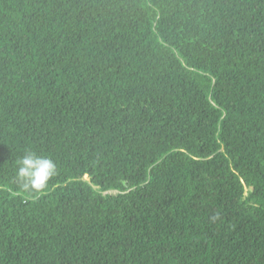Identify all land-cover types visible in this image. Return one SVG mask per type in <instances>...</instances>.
Returning a JSON list of instances; mask_svg holds the SVG:
<instances>
[{"label":"trees","instance_id":"1","mask_svg":"<svg viewBox=\"0 0 264 264\" xmlns=\"http://www.w3.org/2000/svg\"><path fill=\"white\" fill-rule=\"evenodd\" d=\"M0 264H264V0H0Z\"/></svg>","mask_w":264,"mask_h":264},{"label":"clouds","instance_id":"2","mask_svg":"<svg viewBox=\"0 0 264 264\" xmlns=\"http://www.w3.org/2000/svg\"><path fill=\"white\" fill-rule=\"evenodd\" d=\"M56 168L50 157L28 152L17 161V179L24 190L44 191Z\"/></svg>","mask_w":264,"mask_h":264}]
</instances>
